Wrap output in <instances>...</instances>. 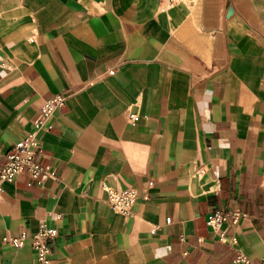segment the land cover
Returning a JSON list of instances; mask_svg holds the SVG:
<instances>
[{
  "label": "crops",
  "instance_id": "0c3cea01",
  "mask_svg": "<svg viewBox=\"0 0 264 264\" xmlns=\"http://www.w3.org/2000/svg\"><path fill=\"white\" fill-rule=\"evenodd\" d=\"M59 93L54 178L2 185L0 264H34L3 238L42 221L52 264H264V0H0V171ZM104 186L139 190L131 217Z\"/></svg>",
  "mask_w": 264,
  "mask_h": 264
},
{
  "label": "built area",
  "instance_id": "2783aa9c",
  "mask_svg": "<svg viewBox=\"0 0 264 264\" xmlns=\"http://www.w3.org/2000/svg\"><path fill=\"white\" fill-rule=\"evenodd\" d=\"M169 6H176L180 0H160ZM111 71L110 74H113ZM67 96L65 93H59L46 99L38 116L33 121V130L23 140L17 142L12 151L6 156V161L0 171V195L3 192L2 185L5 182H13L23 172L27 171L30 176L42 186L45 180L54 178V173L47 167H43L39 161L42 148L40 146L39 134L44 130H50L49 120L53 114L66 104ZM139 117L135 114L129 115L130 122H137ZM203 170H200L202 173ZM108 195V203L111 209L123 214L126 217L133 215L134 205L139 197V190L128 188L125 190H115L104 186ZM247 218V214L236 208L228 211H212L207 218V225L224 239L222 226L226 223L238 224L242 219ZM170 222V220H169ZM58 233L55 228L50 227L47 222L42 221L36 234L27 236L22 232L16 237H4L3 244L13 248L20 249L28 241L35 253L34 264H52V243ZM264 261V258H263ZM237 264H256L252 259L240 253L236 258Z\"/></svg>",
  "mask_w": 264,
  "mask_h": 264
}]
</instances>
